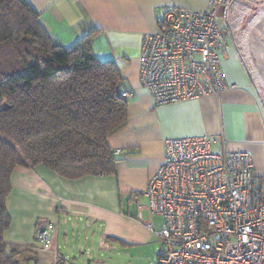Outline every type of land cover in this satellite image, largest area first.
<instances>
[{"label":"crops","instance_id":"obj_1","mask_svg":"<svg viewBox=\"0 0 264 264\" xmlns=\"http://www.w3.org/2000/svg\"><path fill=\"white\" fill-rule=\"evenodd\" d=\"M27 1L63 46L92 32L94 55L113 59L124 78L122 89L132 91L125 97V121L107 137L111 150L125 151L114 155V172L68 179L42 164L13 169L6 199L11 220L4 239L33 253L35 260L28 264H54L57 253L60 264H107L110 241L136 246L158 241L153 231L161 218L150 216L144 190L162 162L166 138L210 137L213 150L224 142L227 151L248 153L256 177H264V104L228 37L217 50L224 81L235 87L220 95L159 105L140 83L142 34L157 31L169 8L203 11L212 0ZM138 213L153 231L137 220ZM43 221L56 226L46 249L34 239Z\"/></svg>","mask_w":264,"mask_h":264},{"label":"built area","instance_id":"obj_2","mask_svg":"<svg viewBox=\"0 0 264 264\" xmlns=\"http://www.w3.org/2000/svg\"><path fill=\"white\" fill-rule=\"evenodd\" d=\"M224 0L203 11L169 8L158 30L144 32L139 77L155 104L215 94L227 85L218 45L228 22L220 14ZM121 89V95L131 96ZM206 136L166 138L160 166L147 181L144 195L150 216H159L157 231L137 220L161 241L156 264H264V185L257 182L246 152L213 150ZM125 152L114 148L113 155ZM56 226L41 222L34 233L43 249ZM62 256L56 254L54 264Z\"/></svg>","mask_w":264,"mask_h":264},{"label":"trees","instance_id":"obj_3","mask_svg":"<svg viewBox=\"0 0 264 264\" xmlns=\"http://www.w3.org/2000/svg\"><path fill=\"white\" fill-rule=\"evenodd\" d=\"M231 7L224 0L227 22ZM227 34L233 42L229 22ZM91 36L63 46L27 0H0V264L35 260L4 239L16 166L42 164L68 179L114 172L107 137L126 118L124 78L113 59L94 55Z\"/></svg>","mask_w":264,"mask_h":264},{"label":"rangeland","instance_id":"obj_4","mask_svg":"<svg viewBox=\"0 0 264 264\" xmlns=\"http://www.w3.org/2000/svg\"><path fill=\"white\" fill-rule=\"evenodd\" d=\"M227 20L232 28L233 44L264 104V0H232ZM160 245V240L138 246L110 241L107 264H156Z\"/></svg>","mask_w":264,"mask_h":264}]
</instances>
